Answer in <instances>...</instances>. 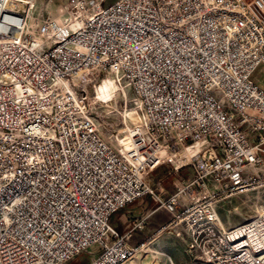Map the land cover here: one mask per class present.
<instances>
[{"label": "built area", "instance_id": "2783aa9c", "mask_svg": "<svg viewBox=\"0 0 264 264\" xmlns=\"http://www.w3.org/2000/svg\"><path fill=\"white\" fill-rule=\"evenodd\" d=\"M158 1L69 0L41 20L33 0H0V264H74L93 250L91 264H126L146 221L122 234L112 219L146 197L205 263L264 264V209L230 229L218 212L264 165V0ZM85 78L97 96L112 79L132 103L143 150L104 138ZM168 162L193 176L165 198L149 177Z\"/></svg>", "mask_w": 264, "mask_h": 264}, {"label": "rangeland", "instance_id": "374dc122", "mask_svg": "<svg viewBox=\"0 0 264 264\" xmlns=\"http://www.w3.org/2000/svg\"><path fill=\"white\" fill-rule=\"evenodd\" d=\"M69 0H33V15L37 19L46 20L59 18L64 5ZM118 0H104L103 5L107 6ZM88 77H98L97 74ZM259 85L264 88V70H259L256 75ZM98 80L83 79L78 84V89L84 93L89 103L92 116L99 124L100 130L106 140L120 150L129 151L135 143L131 142L128 132H123L128 127H136L137 124L129 118L127 113L133 111L130 101L126 102L122 92L112 79L101 84L97 96ZM103 88V90H102ZM117 91L113 101L106 102L100 99L103 92ZM134 122V123H133ZM140 125V122L138 123ZM142 132V130H141ZM143 134V133H142ZM264 156V155H263ZM172 167L174 163L168 162ZM187 172L192 171L191 166L186 167ZM258 172L261 178L255 181L247 191L234 195L218 205V212L225 228L237 220L238 224L253 218L258 211L264 209V165L249 167V171ZM157 171L153 172V175ZM157 206L160 205L158 202ZM234 226V225H233ZM166 239H151L152 243L141 248L137 255L126 264H207L200 258L198 252L191 248V239L178 238L177 235L169 234ZM150 240V239H149ZM148 239L146 242H150ZM139 243L137 246H141ZM96 256V251L87 252L74 261V264H91Z\"/></svg>", "mask_w": 264, "mask_h": 264}, {"label": "crops", "instance_id": "0c3cea01", "mask_svg": "<svg viewBox=\"0 0 264 264\" xmlns=\"http://www.w3.org/2000/svg\"><path fill=\"white\" fill-rule=\"evenodd\" d=\"M251 139L256 141L255 135L251 134ZM192 169V168H191ZM156 174L150 175V182L154 187H160L162 196L167 198L173 194L180 183L185 179L193 176V170L188 174L187 168L176 170L175 167L170 166L168 163L161 165L156 169ZM154 171V172H155ZM157 202L150 197H146L128 205L123 210L116 213L112 219L113 227L120 233L125 234L132 228V223L137 219H144L146 225L142 230L134 232L129 243L131 246L136 247L139 243L149 245L152 243L151 239H166L164 236L173 234L174 232L162 231V227L169 224L174 216L165 207L156 204ZM234 225V226H233ZM239 225L237 220L230 224V228ZM227 228V229H230ZM182 239H190L184 233L183 236H177ZM147 239L150 242H146Z\"/></svg>", "mask_w": 264, "mask_h": 264}, {"label": "bare ground", "instance_id": "6f19581e", "mask_svg": "<svg viewBox=\"0 0 264 264\" xmlns=\"http://www.w3.org/2000/svg\"><path fill=\"white\" fill-rule=\"evenodd\" d=\"M141 1H149V0H141ZM189 0H166V1H158L157 2V9L164 10V11H173L179 10L180 8H184L186 2ZM242 41H249V33H242ZM256 47H263V38H256ZM240 51L242 52H249V43H240ZM103 90V88H102ZM117 91L104 93L100 96V99L106 102L113 101L116 97ZM127 115L130 119H132L137 126L136 127H128L123 132L129 133V138L131 142L135 143V146L139 150H143L145 147V139L140 129L139 118L134 112H128ZM133 122V123H134ZM160 157L162 158L166 153L161 150L159 153ZM247 191V190H245Z\"/></svg>", "mask_w": 264, "mask_h": 264}]
</instances>
